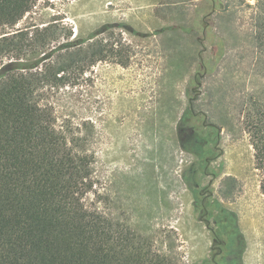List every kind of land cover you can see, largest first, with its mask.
Segmentation results:
<instances>
[{
    "label": "rangeland",
    "instance_id": "obj_1",
    "mask_svg": "<svg viewBox=\"0 0 264 264\" xmlns=\"http://www.w3.org/2000/svg\"><path fill=\"white\" fill-rule=\"evenodd\" d=\"M262 3L38 0L14 26L0 27L30 36L48 28L45 45L5 60L46 53L43 72L75 65L58 74L59 85H45L43 103L53 107L56 126L83 136L94 156L87 204L176 264H264L261 172L244 125L251 97L264 101V50L255 38ZM210 12L213 40L204 38ZM217 37L225 54L215 64ZM190 104L197 121L214 124L195 127L207 139L208 161L177 140ZM234 232L239 246L228 239Z\"/></svg>",
    "mask_w": 264,
    "mask_h": 264
},
{
    "label": "trees",
    "instance_id": "obj_2",
    "mask_svg": "<svg viewBox=\"0 0 264 264\" xmlns=\"http://www.w3.org/2000/svg\"><path fill=\"white\" fill-rule=\"evenodd\" d=\"M37 1L0 0V27L14 26ZM210 16L203 18L204 38L213 40ZM257 27L255 38L264 50V8ZM48 32L45 27L31 36L23 31L0 33V264H176L149 239L87 204L95 182L94 156L85 149L83 136L56 126L53 107L43 103L45 85H59L58 74L75 65H52L43 72L40 65L50 57L44 52L30 61L5 60L15 51L33 53L45 45ZM217 39L215 64L225 54L223 38ZM100 53L102 49L92 56ZM202 64L212 72L208 60ZM250 102L244 125L264 194V101L252 96ZM197 117L190 104L176 125L177 140L181 149L208 161L203 151L207 139L195 127L214 124ZM225 217L232 223L234 214Z\"/></svg>",
    "mask_w": 264,
    "mask_h": 264
},
{
    "label": "flooded vegetation",
    "instance_id": "obj_3",
    "mask_svg": "<svg viewBox=\"0 0 264 264\" xmlns=\"http://www.w3.org/2000/svg\"><path fill=\"white\" fill-rule=\"evenodd\" d=\"M205 214L206 213H208V211L207 210H205V212H204ZM215 237L213 238V239H216L215 240V243L217 242V243H221V240H217V239H221L220 237H218L217 235H214ZM228 239H231V242L232 243H234V244H236V245H240V239H241V237L240 236H238L237 234H234L232 237H230V238H228ZM214 248V247H213ZM238 253V252H237ZM232 255L233 256H231L230 258H228L227 260H226V262L225 263H232V262H234L235 261V255H234V252L232 253Z\"/></svg>",
    "mask_w": 264,
    "mask_h": 264
},
{
    "label": "bare ground",
    "instance_id": "obj_4",
    "mask_svg": "<svg viewBox=\"0 0 264 264\" xmlns=\"http://www.w3.org/2000/svg\"><path fill=\"white\" fill-rule=\"evenodd\" d=\"M246 229V228H245ZM251 261V260H250Z\"/></svg>",
    "mask_w": 264,
    "mask_h": 264
},
{
    "label": "water",
    "instance_id": "obj_5",
    "mask_svg": "<svg viewBox=\"0 0 264 264\" xmlns=\"http://www.w3.org/2000/svg\"><path fill=\"white\" fill-rule=\"evenodd\" d=\"M213 10V9H212Z\"/></svg>",
    "mask_w": 264,
    "mask_h": 264
}]
</instances>
